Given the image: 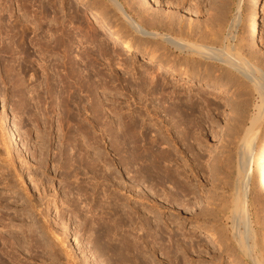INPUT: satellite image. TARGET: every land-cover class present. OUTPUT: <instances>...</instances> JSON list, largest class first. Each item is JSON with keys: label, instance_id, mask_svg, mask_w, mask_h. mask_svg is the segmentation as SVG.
Masks as SVG:
<instances>
[{"label": "rangeland", "instance_id": "obj_1", "mask_svg": "<svg viewBox=\"0 0 264 264\" xmlns=\"http://www.w3.org/2000/svg\"><path fill=\"white\" fill-rule=\"evenodd\" d=\"M14 1L0 0V8L5 9L4 13L0 9V108L18 136L17 145L8 144L5 127L0 126V264H117L107 252L110 249H97L96 235L106 233L108 227L118 240L142 238H137V245L144 246L130 254L136 259L123 253L126 264H264L259 244L264 236V167L255 154L264 126V0L255 8L251 0H126L132 16L134 11L151 18L174 12L185 28L192 22L202 30L222 3H229L231 16L240 6L239 18L228 27L223 41L229 52H237L243 39L236 60L261 65L260 75L248 71L255 81L238 74L229 79L225 75L229 65L218 61L221 55L211 63L200 58L203 66L212 65L211 71L201 67L196 74L190 70L189 78L164 73L156 79L144 59L151 53H124L110 41L106 28L94 27L84 18L85 9L107 12L123 39L133 46L141 44L143 36L111 5L102 11L93 5L98 0H20L27 13L21 17ZM16 15L18 25L31 29L25 36L9 27ZM251 21L258 24L254 38L247 36ZM63 43L68 44L64 52ZM154 43L149 46L158 44ZM158 50L152 53L155 62L169 56ZM170 51L181 59H199L188 47L179 51L170 47ZM208 81L227 89L205 85ZM175 105L183 108L181 116ZM64 115L72 122L66 125ZM241 123L245 128L237 136ZM70 134L69 138L89 146L85 148L89 156L100 157L98 169L95 159L75 148L77 142L68 137L66 141L64 136ZM80 135L84 143L77 138ZM153 141L157 145L149 152ZM133 151L148 160L153 153L163 162L155 168L133 163ZM165 156L169 162H164ZM68 161L76 163L73 171L67 170ZM164 169L177 172V184L194 192L198 207L185 203L182 209L186 200L181 196H176L173 206L166 194L173 186L165 182ZM227 181L231 187L225 186ZM98 204L104 207L101 212L95 211ZM101 213L105 217L99 219ZM118 215L125 221H119ZM149 216L160 218L158 228L151 220L145 222ZM176 224L196 253L179 242L177 254L166 255L163 235ZM211 233L224 251L206 241Z\"/></svg>", "mask_w": 264, "mask_h": 264}, {"label": "bare ground", "instance_id": "obj_2", "mask_svg": "<svg viewBox=\"0 0 264 264\" xmlns=\"http://www.w3.org/2000/svg\"><path fill=\"white\" fill-rule=\"evenodd\" d=\"M5 2H6V0H4ZM10 1V0H9ZM14 1V0H13ZM134 1V0H133ZM150 1L151 0H145V3H150ZM181 1V0H180ZM16 4H17V9H18V13H21V17H25V15L27 14V13H25L24 12V10L26 9H24V6L26 5V3H25V5L24 4H21V1L20 0H15L14 1ZM226 2V1H225ZM6 3H8V1L6 2ZM23 3H24V1H23ZM96 3V2H95ZM98 4H93V5H95V7H97L98 9H105L106 11H107V9L108 8H106L107 6H109V5H111L110 7L112 8H114L116 11L115 12H118V13H120L119 15H121V17L124 19V20H127V21H131V24L133 25V29L134 30H136L137 32H139L143 37H142V39H140L141 40V44L139 43L138 45H134L133 46V44H131L130 42H128L126 39H123V37L124 36H122L121 35V33L119 34V32L115 29V27L114 26H112L111 24H112V19H111V15H110V17H107V12H105V13H102V14H105V15H102L101 14V11L100 10H98V11H100V12H98L97 10L95 11V12H91L89 9H85L84 10V18L90 23V24H95L96 26H94V27H102V28H106L108 31H109V34H110V41L112 40V43H114V44H116V45H118V47L124 52V53H126V54H134V53H138V52H141V53H146V52H148V53H151V57H149V54H147V57L146 58H144L145 60H147L146 61V63H147V65L149 66V68H150V70L152 71V73L154 74V76H156L155 78L157 79V77H159L161 74H164V73H166V74H169V75H171V76H183V77H187V78H189V77H191V73H190V70H192L191 72H193V74L195 73L196 74V72L198 73V72H200L201 71V67H204L203 69H206V70H210V69H212V65H210V66H208L209 64H207L206 66H203L204 64L201 62V60H200V58H206V60H207V62L209 63L211 60H214L215 58L218 60V56L219 55H221V58H219V60L218 61H221V62H223V61H226L227 62V64L229 65V70L228 71H226V74H225V72H224V74L226 75V76H228V78L230 79V78H233L232 77V75H235V74H238V77H241V78H243V77H247V78H250L252 81H255L254 79H252V77L250 76V73L248 72L249 71V69H254L257 73H258V75H260L261 74V70L259 69L260 67L259 66H261L259 63H255V62H253V61H251V60H247V61H245V62H242L241 60L240 61H238V60H236L237 58H238V56H239V50L241 51V49H242V47H243V39L242 40H240L236 45H237V47H238V51L236 52V50H235V52H229V50H228V47L224 44V35H225V32L227 31V29H228V27L230 28V26H232L236 21H235V19L236 20H238V18H239V14H240V6L235 10L236 12H235V14L233 15V16H231L232 14H231V10H230V7H229V3H222V5L219 7V8H215V11L210 15V17L208 18V19H206L205 20V25H206V29H204V30H202V29H200V26H199V24L198 25H196V24H194V23H192V22H190L189 23V25H188V27L187 28H185L184 26H183V24H182V21L181 20H179V16H177V14H175L174 12L173 13H167V15L165 14V16H161V15H158V14H153V17L151 18V16L150 15H144V16H141V15H143V14H141V15H139V14H137V12L136 11H134L133 13H135V14H133V16L131 15L132 14V11H133V9H131V7L127 4V2H126V0H120V2H118V0H107V4L106 5H103V2H101V1H99L98 0V2H97ZM139 3V2H138ZM138 3H136V4H138ZM3 4V3H2ZM143 4V3H142ZM256 4H259V0H251L250 1V6H252V8H255L254 6L256 5ZM193 5V4H192ZM231 5V4H230ZM197 7V6H196ZM83 8V7H82ZM94 8V7H93ZM142 8V7H141ZM199 8V7H198ZM1 9V11H3V10H5L4 9V7H3V10H2V8H0ZM96 9V8H95ZM200 9V8H199ZM11 10V9H10ZM9 11V10H8ZM7 11V12H8ZM102 11H104V10H102ZM168 12V11H167ZM191 12V11H190ZM1 13V12H0ZM2 13H4V11L2 12ZM131 13V14H130ZM15 15V14H14ZM13 15V16H14ZM18 15V14H17ZM17 15H16V20L14 21V24H11V22H9L10 23V28H11V30H17L20 34H21V37L22 36H25V33H26V31L27 30H29L28 28L26 29L24 26H20V25H18V24H20V17H17ZM8 16H9V14H8ZM27 16V15H26ZM34 16H36V15H34ZM109 16V15H108ZM150 16V17H149ZM255 16V15H254ZM12 17V16H11ZM38 17V16H37ZM37 17H35V18H33V19H35L36 20V18ZM136 17V18H135ZM234 17V18H233ZM43 18V17H42ZM112 18H113V16H112ZM233 18V19H232ZM37 19H40L39 17L37 18ZM137 19V20H136ZM13 20V19H12ZM115 20V19H114ZM37 21V20H36ZM249 21V20H248ZM8 24V23H7ZM30 24V23H29ZM122 24V23H121ZM23 25H26V24H23ZM32 25V24H31ZM248 25V34H247V36H249L250 38H254V37H257L258 36V28H257V26H258V24H256L254 21H251L249 24H247ZM29 26V25H28ZM33 26V25H32ZM37 26V25H36ZM125 26V25H124ZM131 26V25H130ZM127 27V26H126ZM9 28V29H10ZM33 28V27H32ZM34 28H35V25H34ZM33 28V29H34ZM10 30V31H11ZM31 30V29H30ZM29 30V31H30ZM50 30V29H49ZM33 31V30H32ZM94 31H95V29H94ZM120 31V30H119ZM129 31V30H128ZM15 32V31H14ZM123 32V31H122ZM247 32V31H246ZM56 33V32H55ZM54 33V34H55ZM58 34V33H57ZM61 34V33H60ZM64 34V33H63ZM56 35V34H55ZM65 35V34H64ZM140 35V36H141ZM15 36H18V35H15ZM67 36V35H66ZM65 37V36H64ZM68 39V38H67ZM139 39V38H138ZM256 39V38H255ZM61 40H62V38H61ZM139 40V41H140ZM224 40V41H223ZM251 40V39H250ZM58 41V40H57ZM65 41V40H64ZM67 41V40H66ZM62 42V41H61ZM61 42H59V43H61ZM152 42H158V44L157 45H154L153 46V48H152V46H149V45H152ZM57 43V42H56ZM154 43V44H155ZM58 44V43H57ZM54 45H55V43H54ZM62 45H65L64 46V49L63 48H61V49H63V52H64V50L66 49V47L68 46V44H65V43H63V44H61V46ZM67 45V46H66ZM188 47L193 53H194V55H196V56H198L199 57V59H197V60H195V59H186L185 57V59L182 57V59L180 58V57H178L177 55L175 56V54L173 53V52H171L170 51V47H174V49H177L178 51L181 49V47ZM236 47V48H237ZM56 48H57V46H56ZM60 48V47H59ZM160 48L165 52L166 51V54L168 53L169 54V56H171L170 58H169V56L167 55V56H165V58H156V62H155V58H154V55L152 56V53H154V52H156L158 49L160 50ZM68 49V48H67ZM158 50V51H159ZM67 52V51H66ZM134 55H136V54H134ZM158 55V54H157ZM66 57V56H65ZM156 57V56H155ZM192 58V57H191ZM157 59H158V61H157ZM144 60V61H145ZM211 63V62H210ZM219 63V62H218ZM206 64V63H205ZM219 65V64H218ZM221 65H223V64H221ZM248 66V68H246ZM215 67V66H214ZM219 67V66H218ZM223 67V66H222ZM221 68V67H220ZM214 70V69H213ZM218 70V69H217ZM244 70H246V71H244ZM211 71V70H210ZM209 71V72H210ZM224 71V70H223ZM222 71V72H223ZM208 72V73H209ZM218 72V71H217ZM231 74V75H230ZM208 75H210V74H208ZM207 75V76H208ZM224 75V77H226ZM223 77V78H224ZM205 78V77H204ZM207 78V77H206ZM227 80V79H226ZM232 81H233V79H232ZM236 81V80H235ZM156 82V81H155ZM154 81H150L149 82V84L152 86V87H155L156 86V83H155ZM220 83V82H219ZM219 83H217V82H205V85H207V86H210V87H213V88H218V89H227V88H224V86H223V84H219ZM257 84V83H256ZM98 88V87H97ZM96 88V89H97ZM204 89H206L205 87H204ZM69 90V89H68ZM223 90V91H224ZM70 92V93H69ZM68 93L69 94H71V91H69ZM172 93V92H171ZM68 94V95H69ZM70 97V99L72 98V96H69ZM76 97V96H75ZM97 98V97H96ZM171 98V97H170ZM173 100V99H172ZM101 102V101H100ZM177 103V102H176ZM174 105V104H173ZM171 106V105H170ZM172 107H179V106H177V105H175V106H172ZM184 107V106H183ZM65 108V107H64ZM180 108V107H179ZM186 108H188V107H186ZM92 109V108H91ZM183 108L181 107L180 109H179V111H178V115H180L181 116V112H183V110H182ZM191 109V108H190ZM190 109H188V110H190ZM96 110V109H95ZM173 110H175L174 108H173ZM177 110V109H176ZM66 111V110H65ZM97 112L98 111H95L94 112V114L96 115V116H98V114H97ZM172 112V111H171ZM185 112H186V109H185ZM6 113V111L4 110V109H2V108H0V114L2 115L1 116V118L0 119H2V120H0V126L2 125V126H4L5 128H4V131H3V133L4 134H6V139H7V141H8V144H10V145H17L18 144V136H17V133H16V131L13 129V127L11 126V124H10V118L8 117V115L7 114H5ZM93 113V112H92ZM177 113V112H176ZM67 114V113H66ZM170 114V113H169ZM95 115H94V117H95ZM173 115V114H172ZM175 115V114H174ZM64 120H65V124L67 125L68 123H71L72 121H70V120H72V119H70L69 117H66L65 115H64ZM63 119V118H62ZM97 119H99V118H97ZM242 122H244V121H242ZM64 124V125H65ZM240 125V124H239ZM238 125V127H239V129H236V132H235V134L237 135V136H239L238 134L240 133V131L242 132V128L244 127L245 128V126H243V125H245V124H243V123H241V125L239 126ZM131 126V125H130ZM243 126V127H242ZM133 127V126H132ZM2 128V127H1ZM66 128V127H65ZM182 128V127H181ZM243 128V129H244ZM132 129V128H131ZM183 129V128H182ZM3 130V129H2ZM132 130H134V129H132ZM131 130V131H132ZM184 130V129H183ZM64 131V130H63ZM80 131V130H79ZM185 131V130H184ZM83 134H84V132H82ZM186 133V132H185ZM258 133V132H257ZM256 133V134H257ZM66 134H68V131H67V133ZM254 134H255V132H254ZM259 134V133H258ZM183 135V134H182ZM185 135H187V133L185 134ZM236 135H234L235 137H237ZM64 136V135H63ZM69 136L71 137V134L70 135H66V136H64V137H66L65 139H66V141H67V137L69 138ZM78 136V135H77ZM128 136H131V134L130 135H128ZM261 136V138H259L260 139V141L259 140H257V141H259V144H257V146H256V152H255V154H256V157L257 156H260V162H262V164H263V167H264V126L262 127V129H261V131H260V135H259V137ZM73 137H76V136H73ZM132 137V136H131ZM177 137H179V136H177ZM256 137V136H255ZM77 138H79V140H81L80 142H83V140H84V138L85 137H81V135H80V137H77ZM238 138V137H237ZM69 139H71V138H69ZM73 140L75 139V138H72ZM72 139L71 140H69L70 142H72ZM143 139V138H142ZM141 139V140H142ZM87 140H88V138H87ZM183 140V139H182ZM68 141V142H69ZM75 141V140H74ZM136 141H137V139H136ZM181 141V140H180ZM69 142V143H70ZM77 141H75L74 143H76ZM84 142H85V140H84ZM83 142V143H84ZM87 142V141H86ZM157 142V141H156ZM156 142H150V144H149V148H148V150H149V152L151 151V152H153V147H156ZM68 143V144H69ZM134 143H135V141H134ZM137 143V142H136ZM140 143V142H139ZM159 143V142H158ZM174 143V142H173ZM181 143V142H180ZM70 144H73V143H70ZM88 144V143H87ZM160 144V143H159ZM75 145V144H74ZM85 145V144H84ZM139 145V144H138ZM138 145H135L134 144V147H138ZM76 146V147H75ZM74 147L75 148H77L78 150H83L82 152H84V153H86L87 155H88V153H87V151L85 150V148H86V146L89 148V146L88 145H85V147L83 146V144L82 143H79V142H77V144L75 145ZM94 149V148H93ZM140 149V148H139ZM74 150V149H73ZM134 150H135V148H134ZM137 150V149H136ZM77 151V150H76ZM88 151H89V149H88ZM94 151V150H93ZM140 151V150H139ZM147 151V150H146ZM177 151V150H176ZM133 152H135V151H133ZM178 152V151H177ZM176 152V153H177ZM179 153V152H178ZM85 154V155H86ZM94 154V153H93ZM97 154V153H96ZM150 154V156L152 157V160H148L147 158H144L140 153H132V162L133 163H137V162H141V164L142 163H144V164H146V163H148V165L149 166H151V167H153V168H155V167H160V164H161V162H163V161H161L160 160V158L158 157V156H156L155 157V155L153 154V153H149ZM167 154V153H166ZM165 154V155H166ZM91 155V154H90ZM145 156V155H144ZM169 157L171 156V155H168ZM168 156H165L166 158L164 159V162H166V161H170V159H169V157ZM255 156V155H254ZM89 157H92V156H89L88 155V159H89ZM93 157H94V155H93ZM92 157V158H93ZM147 157V156H146ZM99 158L100 157H96V159L95 158H93V159H95L93 162H95L94 163V167H95V169H98V166L100 165L99 163L101 162V160L99 161ZM255 161H256V159H255ZM254 161V162H255ZM91 162V161H90ZM93 162H92V165H93ZM257 162H259V160L257 159ZM256 162V163H257ZM76 164V163H75ZM75 164H73V165H71V163H70V161H68L67 162V165H66V167H67V170L68 171H70V169H71V171H73L72 169H73V166L75 165ZM78 164V163H77ZM165 165V164H164ZM104 166V165H103ZM260 166V165H259ZM66 167H64V168H66ZM97 167V168H96ZM74 168H75V166H74ZM78 168V167H77ZM76 168V169H77ZM145 170V169H144ZM258 170V169H257ZM77 171V170H76ZM95 170H93V172H94ZM163 172L165 173L164 174V180H165V182L166 183H168L169 185H172L173 187H172V189L170 190L169 189V191H167V195H168V198L170 199V200H173L172 202V204H173V206H175V204H176V202H175V198H177L178 196H181L183 199L185 198V200L186 201H181L180 200V202H182L183 203V208L182 209H186V207H185V203L187 204V205H191V206H194V207H198L199 206V204H198V202L196 201V199H194V197H196V195L194 196V192H191V191H189L187 188H185V186H179L178 184H177V182H178V179H176V173H175V175H173V173L171 174L170 172H169V170H167V169H164L163 170ZM71 173V172H70ZM70 173H68L69 174V176H70ZM76 173V172H75ZM95 173H96V171H95ZM145 173V172H144ZM147 173V172H146ZM73 174V173H72ZM97 175V174H96ZM95 175V176H96ZM141 175H142V173H141ZM145 175H147V174H145ZM179 175V174H178ZM66 176H68V175H66ZM65 176V177H66ZM148 176H151V175H149V173H148ZM72 177V176H71ZM74 177V176H73ZM76 177V176H75ZM143 177V176H142ZM250 177H251V170H250V172H249V175H248V177H247V179H250ZM260 177H261V175H260ZM77 178V177H76ZM144 178V177H143ZM67 179V178H66ZM217 179H218V177H217ZM253 179V178H252ZM74 180V179H73ZM112 181H113V179H112ZM180 181V180H179ZM261 181H263V183L262 184H264V170H263V172H262V180ZM260 181V182H261ZM71 183V182H70ZM229 183H231V181L230 182H228L227 181V183H224V184H226L225 186L226 187H228L229 186ZM249 181H247L246 182V184H245V186L246 187H248L249 186ZM231 185V184H230ZM176 186H177V188H179V192H173V190H175V189H177L176 188ZM76 187V186H75ZM81 187V186H80ZM229 187H231V186H229ZM262 187V186H261ZM264 187V186H263ZM78 189V188H77ZM76 190V189H75ZM80 190V188L78 189V190H76L77 192ZM192 191H193V189H191ZM263 190V189H262ZM178 191V190H177ZM196 191V190H195ZM264 192V191H263ZM166 195V196H167ZM177 196V197H176ZM192 196V197H191ZM130 197V196H129ZM227 198V197H226ZM168 199V200H169ZM228 199H229V197H228ZM169 200V201H170ZM128 202V201H127ZM179 202V201H178ZM226 203V202H225ZM117 204V203H116ZM129 203H127V205H128ZM132 204V203H131ZM181 204V203H180ZM118 205V204H117ZM177 205H179V204H177ZM226 205V204H225ZM96 206V205H95ZM182 206V205H181ZM135 207V206H134ZM107 208H109V207H107ZM111 208H113V206L111 207ZM222 208H226L225 206L224 207H222ZM104 209V207H102V205H100V204H98L97 205V207H96V210L95 211H97V212H101L102 210ZM114 209V208H113ZM195 209V208H194ZM115 210H117V209H115ZM143 210V209H142ZM172 210L174 211V209L172 208ZM223 210V209H222ZM108 211V210H107ZM111 211V210H110ZM135 211H136V209H135ZM138 211V210H137ZM210 211V210H209ZM227 211V210H226ZM112 212H113V214L116 216V213H114V210H112ZM127 212V211H126ZM104 213H106L105 211H104ZM108 213H110V212H108ZM128 213V212H127ZM136 213V212H135ZM139 213V212H138ZM111 215H112V213H110ZM117 214H118V212H117ZM144 214V213H143ZM148 214H150V212L148 213ZM147 213H146V215H148ZM152 214V213H151ZM100 215V214H99ZM105 215V214H104ZM107 215V214H106ZM120 215V214H119ZM118 215V216H119ZM123 215V214H122ZM139 215H141V213L140 214H138V216ZM145 215V217H147ZM210 215H211V213H210ZM124 216V215H123ZM144 216V215H143ZM212 216V215H211ZM102 217H103V215H102V213H101V215H100V217H99V219H102ZM105 217V216H104ZM103 217V218H104ZM111 217V216H110ZM121 216H119V221H121V219L122 218H120ZM128 217V216H127ZM141 217V216H140ZM139 217V218H140ZM214 217V216H213ZM107 218V217H106ZM105 218V219H106ZM137 218V217H136ZM143 218V217H142ZM110 218H108V220H109ZM149 220H147V218H146V220L147 221H145V222H149L150 220H151V222L153 221V223H155L156 224V227L158 228V224L160 225V223H161V220H160V218L157 216H155V217H151V216H149V218H148ZM113 220V217L111 218V220L110 221H112ZM127 220V219H126ZM129 220V219H128ZM137 220H138V218H137ZM141 220V219H140ZM143 220V219H142ZM97 221H98V218H97ZM104 221V220H103ZM114 221H116V219L114 220ZM118 221V222H119ZM125 221V220H124ZM124 221H121V222H124ZM101 222H102V220L100 221V223H99V225H101ZM105 223H106V220L104 221ZM117 222V221H116ZM117 222V224H119ZM129 222V221H128ZM152 223V224H153ZM102 224H103V222H102ZM142 224V223H141ZM144 224V223H143ZM143 224H142V226H143ZM149 224V223H148ZM167 224V223H166ZM99 225H97V226H99ZM122 225V224H121ZM120 225V226H121ZM124 225V224H123ZM179 224H176V225H173V228L172 229H167V227H166V229L168 230V232L167 233H164V235L163 236H165L164 238H166L167 239V244H168V247H167V249H169L168 250V253L166 254V255H168L169 254V251H170V253H174L175 252V254H177V251L179 250V249H177V246H178V244H179V242L181 243V245L183 244H186V242H185V233H180V231H181V229H180V226H178ZM104 226V227H103ZM128 226H129V224H128ZM141 226V227H142ZM145 226V225H144ZM102 227L105 229V224L104 225H102ZM119 227V226H118ZM148 227H149V225H148ZM100 228H101V226H100ZM103 228H101V229H103ZM108 228H112V227H108ZM108 228H106L107 229V232L105 233L104 231H101V229H100V231H101V233L99 234V236H98V234L96 235L97 237H96V239H97V242H98V245H97V249H110V250H108L107 252L109 253V255H110V257H112V258H114V261H115V263H117V264H126V261L124 260V257L122 256L123 255V253L124 254H127L128 256L132 253V255L133 254H135V253H137L138 252V248H137V246L138 247H140L141 245H137V238H141V236H137V238H136V241L133 239V240H129V238H130V236L126 239V237L125 238H123L122 237V239H115L114 238V236H112L111 237V233H114V232H111V230L110 229H108ZM114 228H115V226H114ZM113 228V229H114ZM120 228V227H119ZM132 229H133V226H132ZM136 228H134V230H135ZM149 229H150V227H149ZM152 229H153V226H152ZM140 230V229H139ZM142 230H144L143 228H142ZM146 230H147V228H146ZM160 230V229H159ZM159 230H157V231H159ZM164 230V229H163ZM162 230V231H163ZM166 230V231H167ZM92 231V230H91ZM161 231V232H162ZM95 232V231H94ZM117 232V231H116ZM143 232H145V231H143ZM7 233V232H6ZM97 233V232H96ZM95 233V234H96ZM105 233V234H104ZM136 233V232H135ZM142 233V232H141ZM160 233V231L158 232V234ZM3 234V233H2ZM8 234V233H7ZM163 234V233H162ZM1 236V235H0ZM144 236H146V235H144ZM161 236V235H160ZM8 237V236H7ZM58 237V236H57ZM147 237V236H146ZM162 237V236H161ZM215 236H213L212 235V233L211 234H207V239H206V241H209V242H212L213 243V246L215 245V247L217 248L216 250H222V251H224L223 249H220V246H219V244L218 243H216V241H215V238H214ZM145 238V237H144ZM7 239V238H6ZM12 239V238H11ZM57 239H59V237L57 238ZM142 239V238H141ZM139 240L138 239V241H140V242H142V243H144V241H142V240ZM146 239V238H145ZM148 240V239H147ZM146 240V241H147ZM59 241V240H58ZM61 242V241H60ZM114 242H117V244H115ZM4 243V242H3ZM16 243V242H15ZM147 243H149V241L147 242ZM151 243H153V242H151ZM190 243H191V241H190ZM190 243H188V244H186V246H188V247H186L185 245H184V248L185 249H189V250H191V251H193V253H196V249H194V248H196V247H194L193 245H192V243L190 244ZM140 244V243H139ZM259 244H260V247H261V249H264V236H261L260 237V239H259ZM148 245V244H147ZM142 246H144V245H142ZM176 246V247H175ZM225 246V245H224ZM237 246H239V249H240V251H242L243 252V249L241 248V244H238ZM20 247H22V246H20ZM145 248V247H144ZM147 248V247H146ZM219 248V249H218ZM222 248V247H221ZM117 249H119V250H117ZM140 249V248H139ZM173 249H175V250H173ZM184 249V250H185ZM187 249V250H188ZM215 250V249H214ZM227 250V249H226ZM186 251V250H185ZM172 253V255H174ZM137 255V254H136ZM171 255V254H170ZM131 256V255H130ZM131 257H133V256H131ZM231 257V256H230ZM132 259H136L135 257H133ZM178 259V258H177ZM235 259V258H234ZM149 260V259H148ZM231 260H232V258H231ZM1 262V261H0ZM233 262V261H232ZM234 262H236V261H234ZM238 262V261H237ZM235 264V263H234ZM237 264V263H236Z\"/></svg>", "mask_w": 264, "mask_h": 264}]
</instances>
